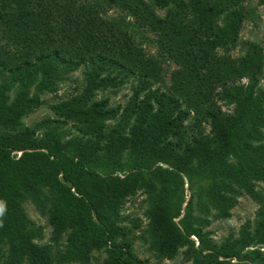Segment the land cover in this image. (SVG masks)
I'll return each mask as SVG.
<instances>
[{
    "label": "trees",
    "instance_id": "1",
    "mask_svg": "<svg viewBox=\"0 0 264 264\" xmlns=\"http://www.w3.org/2000/svg\"><path fill=\"white\" fill-rule=\"evenodd\" d=\"M241 1L0 0L2 264L85 260L100 247L108 253L105 264H133L131 241L114 226L124 198L157 183L165 198L173 183L169 198H180L182 174L196 191L178 222L180 199L168 202L176 210L168 203L152 207L156 250L171 258L186 245L183 255L192 264L264 259L259 250L244 251L264 243V195L255 188L264 181V90L257 85L263 62L258 45L249 43L236 57L229 51L244 19ZM145 43L159 55L149 54ZM157 57L176 65L165 90L152 85L165 83ZM79 66L81 90L50 104L56 117L44 119L43 135L35 137L21 117ZM129 76L137 77V88L121 109L94 99L99 88L121 86ZM219 102L232 111L223 112ZM64 119L78 133L68 136ZM108 119L114 121L109 128ZM241 193L261 204L253 229L247 222L237 237L213 244L202 232L206 216L230 218ZM27 198L48 217L56 238L68 234L59 255L35 242L34 223L22 206Z\"/></svg>",
    "mask_w": 264,
    "mask_h": 264
},
{
    "label": "rangeland",
    "instance_id": "2",
    "mask_svg": "<svg viewBox=\"0 0 264 264\" xmlns=\"http://www.w3.org/2000/svg\"><path fill=\"white\" fill-rule=\"evenodd\" d=\"M240 11L242 12L244 19L240 23L238 36L235 40L230 42V54L232 56L243 55L249 48V43H256L263 53V62L261 70L257 75V85L264 90V0H243L241 1ZM159 15H163L166 12V8H155ZM109 14L116 15L115 10L111 9ZM145 50L149 54L158 56L159 53L153 44H144ZM163 72L164 84L160 81L153 80V88H159L161 90L166 89V84L169 83L170 72L176 67V65L169 60H162L157 57L155 60ZM246 77L242 78L241 83H247ZM85 83V75L83 73V67L79 66L75 70L67 74L56 81L55 90H45L40 94L42 103L39 107L27 112L21 117V125L30 127L34 130V136L37 138L42 137L44 127L42 121L46 118H55V114L50 108V104L58 102L61 99L66 98L72 93L81 90ZM137 77L129 76L124 78V82L121 86H107L105 89L99 88L95 92L94 99H108L109 107H123L127 100L134 94L136 90ZM142 93V92H141ZM143 94V93H142ZM12 95V94H11ZM221 110L223 112L230 113L232 111V105H226L219 102ZM189 121H185L187 124ZM107 128L109 125H113L114 121L108 119L105 121ZM63 129L69 134L78 133L74 127V123L71 120L64 119ZM209 130V125H206V132ZM19 154V153H17ZM121 167L126 168L128 157L125 155L122 158ZM183 187L185 192L180 191V198L176 196L169 198L170 192L175 188V185L171 183L169 185V194L166 198L163 194V185L158 184L153 186L140 185L135 190L124 198L123 203L119 209V218H115L114 226L123 229L126 232L124 240L131 241L130 253L132 256L133 264H192L191 260L184 258L183 251L186 249V245L179 246L173 257L169 258L161 255L154 247L153 244V222L151 217V209L158 205H167L168 202H178L180 199L181 211L178 216L174 217V221L178 222L183 218L187 208L186 201L190 198V194L196 191V188L190 189L187 183V177L183 175ZM260 193L264 195V181L256 182L255 187ZM162 199H158V197ZM179 197V195H178ZM237 204L231 209L230 218H214L211 214L206 216L205 226L202 227V232L207 238L211 240L213 244L219 245L230 235L237 237L239 235L241 227L249 223L250 229H253L255 219L257 218L256 212L260 207V203L257 199H253L246 193H241L237 197ZM172 204L173 209L176 210L177 206ZM23 209L27 216L33 221L36 229L35 242L39 244H47L50 246L53 254L59 255L67 248V233H63L61 237H57L54 234V227L50 224L48 217L42 215L32 203L30 199H26L22 203ZM201 208L198 203L197 194L192 199V214L201 215L199 213ZM194 240V245L198 246L197 238L194 235L190 236ZM119 238V239H123ZM118 239V240H119ZM259 250L264 257V243L252 244L244 249V251ZM108 259V253L105 247L98 249L93 248L89 251L88 257L77 258L60 264H105ZM0 264H2L0 262ZM24 264H27L24 262ZM54 264H58L55 263ZM249 264H264V259L249 260Z\"/></svg>",
    "mask_w": 264,
    "mask_h": 264
},
{
    "label": "clouds",
    "instance_id": "3",
    "mask_svg": "<svg viewBox=\"0 0 264 264\" xmlns=\"http://www.w3.org/2000/svg\"><path fill=\"white\" fill-rule=\"evenodd\" d=\"M4 211H5V205L0 203V216L4 214Z\"/></svg>",
    "mask_w": 264,
    "mask_h": 264
}]
</instances>
